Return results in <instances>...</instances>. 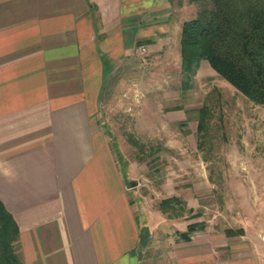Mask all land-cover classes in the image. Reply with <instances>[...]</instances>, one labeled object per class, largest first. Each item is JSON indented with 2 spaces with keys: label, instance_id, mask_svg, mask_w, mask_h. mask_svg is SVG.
Returning a JSON list of instances; mask_svg holds the SVG:
<instances>
[{
  "label": "crops",
  "instance_id": "0c3cea01",
  "mask_svg": "<svg viewBox=\"0 0 264 264\" xmlns=\"http://www.w3.org/2000/svg\"><path fill=\"white\" fill-rule=\"evenodd\" d=\"M158 2L0 0V202L22 264L147 260V224L92 114L119 62L162 21L138 18ZM233 236L221 252L174 239L168 261L264 264L263 235Z\"/></svg>",
  "mask_w": 264,
  "mask_h": 264
},
{
  "label": "rangeland",
  "instance_id": "374dc122",
  "mask_svg": "<svg viewBox=\"0 0 264 264\" xmlns=\"http://www.w3.org/2000/svg\"><path fill=\"white\" fill-rule=\"evenodd\" d=\"M158 1L138 17L155 22L160 14L162 21L146 34L152 42L141 43L139 52L133 45L92 114L126 171L138 223L147 224L148 230L141 227L150 243L139 246L147 259L142 264H170V244L193 222H202L189 235L203 250L221 252L230 242L226 228L264 238V104L248 100L204 59L181 89L180 20L194 16L197 4ZM201 104L209 109L204 142L195 129ZM167 196L178 198L169 202L173 209L157 204Z\"/></svg>",
  "mask_w": 264,
  "mask_h": 264
},
{
  "label": "trees",
  "instance_id": "16d2710c",
  "mask_svg": "<svg viewBox=\"0 0 264 264\" xmlns=\"http://www.w3.org/2000/svg\"><path fill=\"white\" fill-rule=\"evenodd\" d=\"M197 4L194 16L182 19L178 37L180 88L190 84L199 61L208 65L248 100L264 104V0H189ZM138 43L150 42L140 39ZM208 106L195 109V129L204 142ZM200 144V142H198ZM176 196L158 200L166 208ZM202 222L186 225L180 239L202 229ZM242 229L226 228L224 234L233 236ZM17 228L9 212L0 202V264H22L14 251Z\"/></svg>",
  "mask_w": 264,
  "mask_h": 264
},
{
  "label": "built area",
  "instance_id": "2783aa9c",
  "mask_svg": "<svg viewBox=\"0 0 264 264\" xmlns=\"http://www.w3.org/2000/svg\"><path fill=\"white\" fill-rule=\"evenodd\" d=\"M144 48H145V47H144V45H139V46L137 47V51H138V52H139L140 50H142V51H143V50H144ZM139 49H140V50H139Z\"/></svg>",
  "mask_w": 264,
  "mask_h": 264
}]
</instances>
